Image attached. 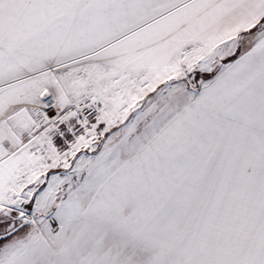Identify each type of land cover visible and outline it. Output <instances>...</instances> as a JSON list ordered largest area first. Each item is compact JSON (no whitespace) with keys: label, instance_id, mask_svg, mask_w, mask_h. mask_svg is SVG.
Masks as SVG:
<instances>
[{"label":"snow or ice","instance_id":"obj_1","mask_svg":"<svg viewBox=\"0 0 264 264\" xmlns=\"http://www.w3.org/2000/svg\"><path fill=\"white\" fill-rule=\"evenodd\" d=\"M0 264H264V0H0Z\"/></svg>","mask_w":264,"mask_h":264}]
</instances>
